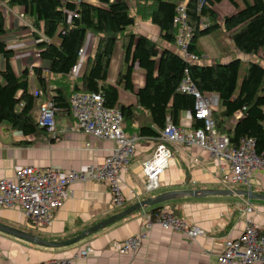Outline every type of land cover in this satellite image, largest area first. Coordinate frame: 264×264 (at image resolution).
Segmentation results:
<instances>
[{
	"label": "crops",
	"instance_id": "1",
	"mask_svg": "<svg viewBox=\"0 0 264 264\" xmlns=\"http://www.w3.org/2000/svg\"><path fill=\"white\" fill-rule=\"evenodd\" d=\"M62 1L78 4L81 0ZM235 1L239 8H242L239 1ZM187 2L188 0H181L180 4L186 6ZM213 8L219 23H221L222 17L236 12L228 0H223ZM0 12L6 30V33L0 37V41L6 44L7 49L14 52V56L9 60L13 74L20 77L24 70L28 71V92L35 98L32 116L37 123V103L48 100H45V96L35 97L33 94V91L40 88L34 69L41 70V76L48 78L49 90L54 86L51 82L52 79L59 77L51 76L47 71L48 62L39 58V52L35 48L36 42L31 36L36 30L23 16L24 9L19 6L7 7L5 3H1ZM132 32L156 42L159 51L163 48L177 53L179 51L176 44L169 45L160 39L159 28L153 25L150 20L144 21L140 16H137ZM37 34L45 39L41 33L37 32ZM86 39V56L80 62L76 74L70 73L71 79L76 80L81 77L87 58L93 53L95 39L91 35H88ZM121 45V42L115 44L107 73L109 84H114L119 69L123 70L121 68ZM197 48L202 54L198 63L200 66H210L214 63L224 64L234 59L240 60L242 64L247 63L244 61L246 54L240 53L235 48L228 33L222 27L212 31L210 35L199 38ZM206 53L210 55L208 61ZM178 56L182 59L179 53ZM253 56L264 58V50ZM5 67L6 60L0 54V74L5 70ZM241 79L239 77V83ZM131 82L134 91L145 85V71L140 69L137 64L133 67ZM0 83L3 84L1 76ZM119 89L123 90L122 94ZM118 92L119 103L136 107L137 115H139L137 121L132 124L130 132L122 129L130 136L128 137L123 132L126 137L137 139L135 155L130 159L128 169L121 176L120 185L125 203L120 208H112L110 192L103 183L78 182L70 186L69 198L56 211L48 227H32L20 211L0 207L1 225L23 231L48 242L60 243L76 237L83 230L121 213L141 201L164 193L227 190L233 194L185 195L157 205L145 206L86 236L76 244L60 248L35 245L0 232V264H43L52 259L70 258L87 249L91 251V254L87 258L77 259L73 264H218L217 256L222 252L225 240L238 239L247 222L253 223L259 229H264V200L235 194L236 191H245L255 195H264V174H253L249 185H232L230 189H226L218 181L221 166L217 160L209 153L196 147L185 144L174 146L166 143V147L171 153L169 165L161 176L158 188L147 193L144 189L145 179L142 175V164L153 157L158 141L150 137H139L135 133L131 134L133 130L138 129L141 123H148L149 117L138 108L134 93L124 90L122 86L118 87ZM200 93L216 95L217 106L212 112L217 114L223 112L216 93ZM241 117V113L237 112L230 118L221 116L219 119L224 122L226 130L232 131ZM55 121L54 137L46 130L25 135L21 131L12 129L6 123L0 124V181L11 179L18 168L25 166L39 170L47 168H56L62 171L83 170L89 166L101 164L115 149L113 141L96 139L74 129L75 120L69 114L58 113L55 115ZM122 123L124 127V121ZM167 123L172 122L167 119ZM213 123L216 133L219 136H225L217 131L214 120ZM192 125L193 114L189 111L181 112L175 126L189 133L194 130ZM164 207H168L174 216L201 228L204 231V236L191 243L180 233L153 225L148 238L142 242L134 255L116 253L115 244L140 232L143 217H156L155 215Z\"/></svg>",
	"mask_w": 264,
	"mask_h": 264
},
{
	"label": "trees",
	"instance_id": "2",
	"mask_svg": "<svg viewBox=\"0 0 264 264\" xmlns=\"http://www.w3.org/2000/svg\"><path fill=\"white\" fill-rule=\"evenodd\" d=\"M88 1L74 4L62 0H0V4L5 3L7 7L24 9L23 16L36 30L31 36L36 42L39 58L48 62L47 71L51 76L59 77L52 79L54 86L49 90L48 78L41 76V70L34 69L40 87L38 95L53 103L57 108L55 115L62 112L72 116L70 100L74 94H100L106 108L120 110L125 124L123 127L122 123V129L130 132L139 115L136 107L119 103L118 87L122 86L135 94L138 108L149 117L148 123H141L131 134L158 139L167 119L177 125L181 112L193 114V96L178 91L187 70L198 91L218 95L223 112H212V117L217 131L225 135L229 145L236 147L241 139L252 138L255 152L260 154L264 151L263 66L255 62L245 65L238 59L210 66L189 64L177 52L168 48L159 51L156 42L132 32L136 17L140 16L159 28L160 39L164 43L175 45L179 26L173 21L178 7L182 6L181 0ZM222 1L203 0L199 7V0H188L184 6L185 22L192 31L188 52L201 58L197 48L199 38L221 27L240 53L257 55L264 50V0H238L242 8L235 0H228L236 12L222 17L219 23L213 7ZM203 20L208 23L205 29L200 28ZM5 33L0 12V37ZM88 35L95 39L93 53L88 56L81 77L71 79V69L77 64L79 50L85 47ZM117 42L122 44L123 70L119 69L115 83L109 84L107 73ZM0 54L6 60L5 70L0 74L3 82L0 83V124L6 123L25 135L45 131L33 120L35 98L28 92V71L24 70L20 77L13 74L9 60L14 52L7 49L2 41ZM135 64L145 71V85L137 91L131 82ZM242 65L245 70L239 83ZM237 112L242 117L232 131L226 130L219 117L230 118ZM202 126L201 121L193 119V129Z\"/></svg>",
	"mask_w": 264,
	"mask_h": 264
},
{
	"label": "built area",
	"instance_id": "3",
	"mask_svg": "<svg viewBox=\"0 0 264 264\" xmlns=\"http://www.w3.org/2000/svg\"><path fill=\"white\" fill-rule=\"evenodd\" d=\"M202 4L203 0H199V7ZM185 19V8L180 6L173 21L179 26L176 36L178 53L185 62L198 64V56L188 52L192 31L186 25ZM207 26V21L203 20L200 28L205 29ZM84 50L85 48L79 50L78 62L71 69L72 75L78 71ZM185 74L186 77L179 85L178 91L194 97L193 119L201 121L203 126L186 133L172 123L165 125L159 132L153 157L142 164L145 191L148 193L158 188L161 176L169 165L171 153L166 143L174 146L185 144L208 152L221 166L218 181L224 188L230 189L232 185H249L253 174H264V151L260 154L255 152V141L252 138H243L236 147H231L225 136H219L212 119V111L217 106V96L198 92L188 77L187 70ZM33 92L36 97L37 91ZM70 102L71 114L75 120L74 129L96 139L113 141L115 149L101 164L83 170L62 171L56 168L39 170L25 166L18 168L11 179L0 181V207L20 211L35 228H46L50 225L56 211L69 198V188L74 183L101 182L110 192L112 208H120L125 203L120 185L121 176L135 155L137 139L124 135L120 110L106 108L100 94L77 93L72 96ZM36 112L38 126L54 137L57 108L48 100L37 103ZM155 216L143 217L140 232L115 244L116 253L134 255L142 242L148 238L153 225L180 233L191 243L204 236L201 228L174 216L168 207L162 208ZM90 254L91 251L87 249L70 258L52 259L43 264H73L77 259L87 258ZM217 263L264 264V229L247 222L238 239L225 240L223 250L217 256Z\"/></svg>",
	"mask_w": 264,
	"mask_h": 264
},
{
	"label": "water",
	"instance_id": "4",
	"mask_svg": "<svg viewBox=\"0 0 264 264\" xmlns=\"http://www.w3.org/2000/svg\"><path fill=\"white\" fill-rule=\"evenodd\" d=\"M233 194L231 191H221V190H217V191H206V190H192V191H177V192H170V193H164L161 195H158L157 197L154 198H149L146 199L144 201H141L131 207H129L128 209L122 211L119 214L113 215L112 217L106 219L105 221L98 223L96 225H93L92 227L83 230L82 232H80L76 237L69 239L67 241L64 242H60V243H52V242H48L45 241L39 237H36L34 235L25 233L23 231H18L15 229H12L10 227H7L5 225H1L0 224V232L5 233V234H9L12 235L14 237H17L21 240H24L26 242L35 244V245H41V246H46V247H50V248H60V247H65V246H70L73 244L78 243L79 241H81L82 239H84L86 236L98 231L101 228H104L112 223H114L117 220H120L130 214H132L134 211H137L145 206H153V205H157L166 201H170L175 197L178 196H199V195H230ZM235 194L237 195H244L247 197H251L254 199H261L264 200V195H255L252 194L250 192H245V191H236Z\"/></svg>",
	"mask_w": 264,
	"mask_h": 264
},
{
	"label": "rangeland",
	"instance_id": "5",
	"mask_svg": "<svg viewBox=\"0 0 264 264\" xmlns=\"http://www.w3.org/2000/svg\"><path fill=\"white\" fill-rule=\"evenodd\" d=\"M84 48H85V50H84V54H83L82 60L86 56V47H84ZM175 48L173 47V49H175ZM206 57H207L206 60L208 61L210 59V55L208 53H206ZM244 61H246V62H255V63H258L259 65L264 67V58L262 56L256 57V56H253V55H244ZM244 70H245V67L243 66V68H241V70H240V76H239L240 78H242ZM119 90H120V92L122 94L123 90L122 89H119Z\"/></svg>",
	"mask_w": 264,
	"mask_h": 264
},
{
	"label": "bare ground",
	"instance_id": "6",
	"mask_svg": "<svg viewBox=\"0 0 264 264\" xmlns=\"http://www.w3.org/2000/svg\"><path fill=\"white\" fill-rule=\"evenodd\" d=\"M135 137V136H134Z\"/></svg>",
	"mask_w": 264,
	"mask_h": 264
}]
</instances>
